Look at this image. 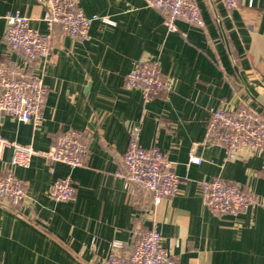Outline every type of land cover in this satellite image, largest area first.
I'll use <instances>...</instances> for the list:
<instances>
[{
  "label": "crops",
  "instance_id": "1",
  "mask_svg": "<svg viewBox=\"0 0 264 264\" xmlns=\"http://www.w3.org/2000/svg\"><path fill=\"white\" fill-rule=\"evenodd\" d=\"M204 28L176 22L146 0H78L94 21L86 40L54 30L53 63L43 81L49 89L43 123L35 127L0 116V134L35 152L27 168L11 170L25 185L27 203L0 202V264H107L110 244L123 242L121 264L140 232L151 226V195L117 175L133 128L139 144L158 147L180 179L175 196L155 209L162 245L179 264H264V160H229L225 150L203 144L210 111L247 104L264 118V0L252 8L228 10L222 0H195ZM30 18L46 32L39 0H0V62L23 67V53L5 39L8 13ZM151 58L169 92L145 100L126 87V75ZM85 132L84 164L71 169L46 155L68 129ZM194 154L202 161L191 163ZM12 150L0 160V177L11 167ZM53 169V173L51 172ZM70 176L76 193L67 202L49 196L57 178ZM220 179L239 184L261 205L237 216L213 213L202 200L201 183Z\"/></svg>",
  "mask_w": 264,
  "mask_h": 264
},
{
  "label": "built area",
  "instance_id": "2",
  "mask_svg": "<svg viewBox=\"0 0 264 264\" xmlns=\"http://www.w3.org/2000/svg\"><path fill=\"white\" fill-rule=\"evenodd\" d=\"M228 10L252 8L254 0H222ZM44 8L43 22L46 32L34 29L30 18L18 12L5 16V39L13 50L24 54L27 64L13 68L0 62V116L40 127L49 89L43 81L46 66L53 63L54 30L58 27L74 40H86L91 24L101 21L113 24L107 17L86 16L78 9V0H39ZM147 4L165 15L164 25L169 32L176 31V22L182 20L190 26L204 28L200 9L195 0H146ZM174 79H166L157 62L151 58L139 61L126 75V87L141 90L144 99L169 92ZM140 129L133 128L129 146L123 155L125 173L119 177L151 195L152 209L147 217L151 226L139 233L128 264H179L162 245L155 209L163 200L176 195L180 179L172 163L158 147L144 148L139 144ZM86 134L68 129L59 138L55 148L46 155L52 163L71 169L83 166L87 154ZM207 146L225 150L229 160L248 161L254 157L264 160V118L247 104L236 109L219 107L210 111V119L203 141ZM12 150L11 167H5L0 177V202L9 207L27 203L29 197L24 183L11 170L13 167L30 166L34 150L12 142L0 134V160L5 150ZM201 159L193 153L190 162L199 164ZM53 173V169H51ZM202 200L215 214L237 216L241 212L261 205L258 198L239 184L214 178L201 183ZM76 188L70 176L57 178L51 184L49 196L55 202L74 198ZM125 245L120 241L110 244L107 264H121Z\"/></svg>",
  "mask_w": 264,
  "mask_h": 264
}]
</instances>
